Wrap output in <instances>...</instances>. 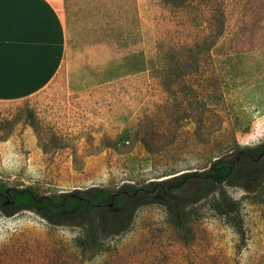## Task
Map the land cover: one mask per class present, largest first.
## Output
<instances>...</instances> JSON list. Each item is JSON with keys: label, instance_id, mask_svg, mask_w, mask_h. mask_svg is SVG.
I'll list each match as a JSON object with an SVG mask.
<instances>
[{"label": "rangeland", "instance_id": "374dc122", "mask_svg": "<svg viewBox=\"0 0 264 264\" xmlns=\"http://www.w3.org/2000/svg\"><path fill=\"white\" fill-rule=\"evenodd\" d=\"M64 20L58 78L27 99L0 101V179L8 186L53 194L138 184L199 169L233 143L263 141L264 0H185L179 8L64 0ZM208 26L221 31L209 71L201 65L185 76L173 97L152 66L168 50L200 42ZM226 188L241 206L239 246L237 233L206 213L185 234L147 204L123 225H101L104 244L86 260L74 241L84 231L77 217L53 222L0 209V264H264V186Z\"/></svg>", "mask_w": 264, "mask_h": 264}, {"label": "trees", "instance_id": "16d2710c", "mask_svg": "<svg viewBox=\"0 0 264 264\" xmlns=\"http://www.w3.org/2000/svg\"><path fill=\"white\" fill-rule=\"evenodd\" d=\"M159 1L179 8L185 0ZM220 35L219 27L214 31L208 26L200 42L174 47L158 58L152 69L161 87L175 97L186 84L185 76L200 70L201 65L209 71L214 36ZM209 75L216 77L212 70ZM230 184L250 192L264 186V139L255 146L233 143L224 153L209 157L199 169L163 172L138 184L125 182L114 188L42 194L37 187H10L0 179V209L31 210L53 222L77 217L84 223V231L74 241L86 260L96 257L104 244L101 225H123L131 211L147 204L162 207L167 221L185 234L190 230V221L206 213L237 233L239 246L244 238V222L239 201L227 191L226 185Z\"/></svg>", "mask_w": 264, "mask_h": 264}, {"label": "crops", "instance_id": "0c3cea01", "mask_svg": "<svg viewBox=\"0 0 264 264\" xmlns=\"http://www.w3.org/2000/svg\"><path fill=\"white\" fill-rule=\"evenodd\" d=\"M65 54L64 0H0V101L46 90Z\"/></svg>", "mask_w": 264, "mask_h": 264}]
</instances>
